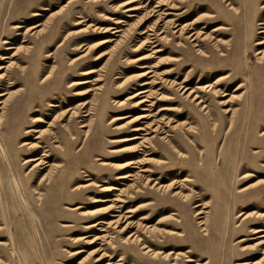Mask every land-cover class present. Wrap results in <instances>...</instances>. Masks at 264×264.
I'll use <instances>...</instances> for the list:
<instances>
[{
    "label": "rangeland",
    "instance_id": "obj_1",
    "mask_svg": "<svg viewBox=\"0 0 264 264\" xmlns=\"http://www.w3.org/2000/svg\"><path fill=\"white\" fill-rule=\"evenodd\" d=\"M129 1L0 0V264H264V0ZM175 18L199 38L172 33ZM41 153L46 166L23 163ZM132 232L163 253L123 242Z\"/></svg>",
    "mask_w": 264,
    "mask_h": 264
},
{
    "label": "bare ground",
    "instance_id": "obj_2",
    "mask_svg": "<svg viewBox=\"0 0 264 264\" xmlns=\"http://www.w3.org/2000/svg\"><path fill=\"white\" fill-rule=\"evenodd\" d=\"M133 1H136V0H131V1L127 2V4L128 3H131ZM226 4L229 5L230 7H232L231 6V3L229 1ZM263 7H264V3H263ZM169 8L170 9H176V8H178V6H176L173 2H170ZM135 9H136V7H134L132 5H129V6L126 7L125 11L131 12V11H134ZM166 14H171V12L168 11V12H166ZM176 15H178V13H176ZM121 22H122V20H116V23H121ZM194 22H196V21H194ZM191 23H192V21H191ZM191 23H189V24L185 23L183 25H179L178 23H176V18L175 19H169L167 21L168 26H170L171 29H172V33H174V34L177 33V32L181 33L183 31V34L188 33L186 35V37L188 39H190V41H194L196 38H199L198 37L199 36L198 35L199 32H188L191 29H193L192 26H191ZM260 24H264V22L263 23H260ZM14 27H19V26L16 25ZM34 27H35V25L31 26V28H34ZM261 28H263V27H261ZM113 29L114 30L111 32L112 34L115 33V32H119L120 31L118 28H115V27ZM262 30L260 32H264V29H262ZM144 40H147L149 43H153L154 42V41H151L150 38H149V36H147V35H146V37H145ZM106 41H108V40H104V42H106ZM2 42L5 43L6 40L3 39ZM261 43H263V42L262 41H257L256 42V44H261ZM157 51H159V49H155L154 50V52H157ZM256 54L259 55V58H262L264 56V49H260V50L258 49L256 51ZM6 57H7L6 55L5 56H2V59L3 58H6ZM3 68H5V67L4 66H1L0 67V69H3ZM91 71L92 70L83 71L82 74H88V73H91ZM145 74H146V72H142L141 73V76H144ZM5 76L6 75L4 73L0 74V79H2V78L4 79ZM218 80H219V78H216V80L213 83H216ZM86 82H88L87 79H85L81 83H86ZM9 83L12 84L13 82L9 81ZM149 83H150L149 81H143L142 83H140V85H147ZM168 83L172 87L177 86L176 89H178L179 91H182L181 94H185V97H191V100L195 101L196 102L195 103L196 105H200L201 106V109H206V106L202 103L203 102L202 99L196 93L197 90L189 89V88L186 87V85H183L180 82L177 83L176 81H173V80L170 81V82H168ZM5 94H6V92L0 93V95H5ZM140 94L142 96H140ZM9 96H11V94H9L8 97ZM135 97H140V98L137 101L134 102V105L140 106L139 108L142 111L147 110V106H149L150 104L149 105H144V103L147 102V101H149V100H147V98L149 97V91L147 89H140V90L136 91V93L130 94V96H129V98H131V99L132 98H135ZM225 101L226 100H224L223 102H225ZM0 103L1 104H4L5 101H0ZM85 107L86 106L84 105L83 108H85ZM173 109L174 108H172L170 106H167V107H161V108H159V111H163V110L171 111ZM228 110L229 109H226L225 112H227ZM84 111H86V113H84V115H88L90 113L89 112L90 111L89 108L84 109ZM147 115L148 114H146V113H142V114H140L138 116V119L146 118ZM0 120H1V116H0ZM34 120H37V118H34ZM37 121H41V120H37ZM87 125L88 124H86V123L81 124L82 127H87ZM142 130H145V128L142 127L141 125L133 126L132 127V131H135L136 133L134 135L128 137V138H123V140L124 141H127V140H133V139L140 138V136L138 134H139V131H142ZM155 130H156V128L153 129V131H155ZM26 131H29V129H27ZM33 131L38 133V135H36L34 138H39L42 134H44L42 130L37 129V128H34ZM262 134H264V131L262 132ZM146 140L149 141L148 138H145L143 141H146ZM21 145H26L28 148H31L33 150H37L38 148L41 147V145L38 142H27V141H24V142H22ZM125 149L134 152V151L139 150V147H138V145H132V146L126 147ZM45 157H48V154L47 153H41L40 155H36V156H32V157L25 158L24 161H23V163H30L31 164L30 169H35V168H39V167L42 168V167L46 166V161H45L46 159H45ZM142 162H144V161H142V160L141 161L140 160H132V161H129L128 164H119L118 163V164L115 165V167L121 169V168L126 167L127 165L130 166V164H132V165L134 164L133 166L135 168V167H137L136 164H140ZM131 176H133V174L131 172L127 171L125 173L118 174L117 175V178L118 179H122V180L124 179L125 180V179H128ZM48 177H49V173L48 174H44L42 176L41 180L42 179L45 180ZM183 180H187V179L184 178ZM153 185L154 186H157V188H159V189H162L163 188V189L167 190V189H173L174 186L176 185V182L171 181L170 183H168L166 185H161L158 182H155L154 181L153 182ZM116 189H117L116 187H113L111 185L101 187V190H103L105 192H112V191H114ZM179 194H181L179 191H175L173 193V195H179ZM113 200L120 201L118 197H115ZM96 201H106V199H100V200H96ZM78 207H80V206H77L76 208H78ZM116 207H118V206H116V203H112V206L109 207V208H107L106 211L117 212L118 210L116 209ZM98 209H100V208H97V210L96 209L95 210H91L89 212V214H95V213H101V212H103V211L98 210ZM202 213H203V211L198 210V211H196L195 215H200ZM111 216L114 217V216H116V214L115 213H111ZM122 218H123V216L122 217H117L115 220L110 221L109 224H113L114 226H119L121 222H125V220L122 221ZM199 218H201V217H199ZM100 223H104V220H98L96 223H94L92 225H89V226L99 225ZM130 224H131L130 222H125L124 225L120 228V231H126L130 227ZM198 224L202 227V230L205 231L204 234H206V232H208V229H209V227H208L209 226V221H206V219H204V220L199 219ZM89 226H87V227H89ZM100 227H101V225H100ZM100 227H99V229H100ZM262 231L263 230L260 229V228H256V229H253L252 230L253 233H260ZM166 232L167 233H175L173 231L172 232L171 231L170 232L169 231H166ZM257 237H264V232H262L261 234H258ZM241 240H243V239H241ZM123 242H138L139 244H141V249L144 250L143 253H150V254H152L153 257L156 256L159 253H163V252H161L159 250H153L148 244H146V242L144 241V239H140L139 235L136 232L129 233L126 237H124ZM257 244H264V238H262V240H260L259 242H257ZM243 249H245L244 246H243ZM168 254L169 253L164 254L163 255V258H167V257L169 258ZM174 258H177V256H173V259ZM187 260L191 261L190 258H188ZM174 263L175 262H173L172 264H174ZM248 263H249L248 261H243V262H240L239 264H248ZM104 264H117V263L107 261Z\"/></svg>",
    "mask_w": 264,
    "mask_h": 264
}]
</instances>
